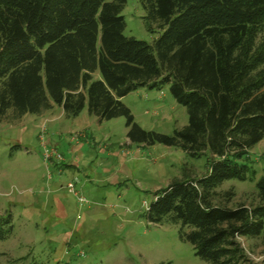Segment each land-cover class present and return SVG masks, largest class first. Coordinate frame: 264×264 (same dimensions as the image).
Returning <instances> with one entry per match:
<instances>
[{
  "label": "trees",
  "instance_id": "obj_1",
  "mask_svg": "<svg viewBox=\"0 0 264 264\" xmlns=\"http://www.w3.org/2000/svg\"><path fill=\"white\" fill-rule=\"evenodd\" d=\"M126 0H0V122L59 108L99 122L125 120L133 143L206 156V172L154 193L145 217L176 225L208 264H249L237 238L264 237V179L257 204L230 206L226 181L264 139V0H140L147 44L123 35ZM166 85L187 125L167 136L138 127L121 102ZM12 231L0 218V241ZM264 264V263H263Z\"/></svg>",
  "mask_w": 264,
  "mask_h": 264
},
{
  "label": "rangeland",
  "instance_id": "obj_2",
  "mask_svg": "<svg viewBox=\"0 0 264 264\" xmlns=\"http://www.w3.org/2000/svg\"><path fill=\"white\" fill-rule=\"evenodd\" d=\"M121 16L126 38L151 44L158 37L146 29L140 0H126ZM121 102L144 131L171 136L187 125L185 108L166 85L139 88ZM84 116L83 131L72 129L59 108L0 122V218L12 226L0 241V264H208L180 240L178 226L145 217L156 191L202 176L206 156L133 143L123 118L90 123ZM46 150L53 152L48 159ZM238 163L250 167L245 180L226 181L220 190L233 189L230 206L256 205L264 139ZM237 242L249 264L264 263L263 236Z\"/></svg>",
  "mask_w": 264,
  "mask_h": 264
},
{
  "label": "crops",
  "instance_id": "obj_3",
  "mask_svg": "<svg viewBox=\"0 0 264 264\" xmlns=\"http://www.w3.org/2000/svg\"><path fill=\"white\" fill-rule=\"evenodd\" d=\"M82 113H85V116H84V117L90 119V123H93V122H94V123H99L98 119L89 116V115L87 114V112H81L77 117H75V118H73V119H69V120L72 122V124H73L72 129H73L74 126H75V127H74L75 129H80L81 131H83V129L85 128V127L82 125L81 120H79V119H80L79 117L82 115ZM60 115H63L61 109H60ZM82 120H85V119L82 118ZM79 121H80V122H79ZM72 129H70V130H72ZM75 129H74V130H75Z\"/></svg>",
  "mask_w": 264,
  "mask_h": 264
},
{
  "label": "built area",
  "instance_id": "obj_4",
  "mask_svg": "<svg viewBox=\"0 0 264 264\" xmlns=\"http://www.w3.org/2000/svg\"><path fill=\"white\" fill-rule=\"evenodd\" d=\"M53 155V152L51 151V150H46L45 151V155H44V158L45 159H48L49 157H51ZM68 191L71 193V192H73V185L72 184H69L68 185ZM80 202H82L83 201V199H81V198H79L78 199Z\"/></svg>",
  "mask_w": 264,
  "mask_h": 264
}]
</instances>
